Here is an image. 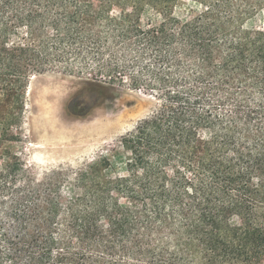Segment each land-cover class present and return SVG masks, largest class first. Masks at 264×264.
Here are the masks:
<instances>
[{"label":"trees","instance_id":"16d2710c","mask_svg":"<svg viewBox=\"0 0 264 264\" xmlns=\"http://www.w3.org/2000/svg\"><path fill=\"white\" fill-rule=\"evenodd\" d=\"M102 1L0 0V125L23 115L31 71L68 55L100 72L106 46L127 42L183 67L161 108L125 136V176L105 174L101 160L38 184L22 180L20 159L5 165L0 264H262L264 131L250 125L264 107V32L246 42L240 32L264 0H188L198 12L185 16L173 11L180 0H135L118 18ZM145 4L161 9L160 25L141 27ZM87 16L96 35L77 27ZM196 58L205 62L200 77L188 66ZM216 92L232 98L231 114Z\"/></svg>","mask_w":264,"mask_h":264},{"label":"rangeland","instance_id":"374dc122","mask_svg":"<svg viewBox=\"0 0 264 264\" xmlns=\"http://www.w3.org/2000/svg\"><path fill=\"white\" fill-rule=\"evenodd\" d=\"M94 1L96 5L101 2ZM102 2L110 4L108 12L115 18L124 10L135 11V0ZM117 3L122 5L118 7ZM196 8L188 0L173 5L177 16L198 12ZM160 12L161 9L145 4L140 14L141 27L148 29L160 25ZM77 27L93 35L99 30L88 16ZM260 32H264V8L247 21L240 37L246 42L248 37ZM53 33L49 30L48 36L52 37ZM116 44L114 41L104 49L100 72L94 70L92 61L85 63L83 57L75 54L63 60L56 59L43 71H31L23 115L12 126L0 125V172L7 163L18 158L28 171L22 180L33 179L38 184H54L58 178L55 172L66 174L79 168L87 169L101 160L110 164L105 174L111 177L126 175L129 145L125 136L161 108L165 91L170 87L166 83L178 75L183 63L173 55L164 66L156 57L146 54L139 44L131 48L127 42ZM60 47L68 51L69 43ZM107 47H111L109 51ZM113 52L115 57L111 56ZM118 66L119 72L112 73ZM188 66L194 77L202 76L206 69L205 62L199 58L193 59ZM233 92L236 93L234 89ZM216 93L224 100L225 108L221 111L231 114L232 98L224 92ZM262 108L254 109L256 118L251 121L252 133L264 131ZM3 111L2 108V115ZM66 179V176L60 179L63 193L68 191ZM37 211H32V218Z\"/></svg>","mask_w":264,"mask_h":264}]
</instances>
